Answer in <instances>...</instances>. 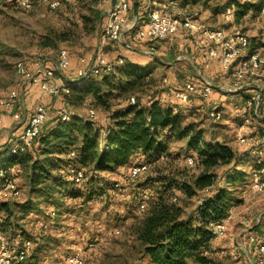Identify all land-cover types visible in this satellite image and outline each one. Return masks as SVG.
I'll return each mask as SVG.
<instances>
[{
    "label": "rangeland",
    "instance_id": "rangeland-1",
    "mask_svg": "<svg viewBox=\"0 0 264 264\" xmlns=\"http://www.w3.org/2000/svg\"><path fill=\"white\" fill-rule=\"evenodd\" d=\"M240 1L256 3L257 0ZM111 2L112 0H71L65 1L56 9L40 2L31 9H25L16 0H0V97L17 88L21 93L20 99L24 98L22 84L25 79L17 72V62L23 60L32 71H36V61L39 58L49 60L51 65V60L57 59L58 51L62 47L69 50L71 67L65 74L56 72L54 80L57 83H61L65 75L77 78L79 70L88 65L99 47L103 48L109 60L115 64L121 62L120 57L123 61L153 59L155 56H143L144 53L139 51L142 42L134 39L130 32L127 35L128 41L134 49L103 41ZM224 3L225 0H176V6L194 14L198 21L195 28L158 41L156 57H161L164 63L151 68L152 74L148 75L150 82L136 86L128 92H115L110 101L112 109L118 104L121 105L120 103H127L131 95H135L145 106L155 100H159L163 105H172L184 125L193 123L196 130L202 131L204 142L227 141L239 151L237 174L240 179L230 184L224 183L226 189L231 191L232 199L226 216L227 232L223 237L214 239L210 245L214 259L221 264H257L255 242L249 240L248 230H245L246 225L241 220L248 218L249 227L256 229L260 237L264 235V189L255 190L253 187V172L257 168L254 148H262L260 155L264 160V119L256 116V103L251 101L249 94L244 95L242 91L229 94L220 88V85L227 81L229 74L224 76L223 80L219 71L213 72L214 68L210 63L212 61L196 64L198 67L192 64L197 61L196 53L199 50L196 46H203L199 42L194 43L196 36L198 37L205 27H225L229 31L240 29L246 32L253 47L264 57L263 22L259 20L262 9L256 16L252 14L251 9L239 19L235 16L229 18L228 13L233 12L231 8L222 12L219 10ZM106 9L108 10L104 13L103 20L99 21L95 11ZM130 17L132 18V15ZM191 40L193 46H190ZM82 57H86L88 62H82ZM182 66L189 67L194 73L189 74ZM199 67L201 69L198 71ZM261 71L264 72V67ZM105 74L110 73L101 70L93 80L102 78ZM201 74L209 77L216 85L207 99L194 96L191 100L183 101L177 96L178 89H170L171 87L167 86V83H171V77L183 85L191 79L197 80ZM256 78L257 75H254L249 80ZM31 95V101L34 99L35 105L39 102L47 106L49 118L45 126L51 125V94L43 95L39 87L33 86ZM57 100L60 104L66 102L65 106L71 107L75 113H80L86 118L89 117V108L95 109L97 123L108 118L106 110L95 105L90 95L84 102L78 103L67 102L64 96ZM217 104L221 107H214ZM28 106L25 105L22 110L25 118L27 112L33 110V107ZM213 109L221 111L219 118L210 115ZM259 112L264 114V92ZM246 118L250 120L251 129L248 130L249 141L244 143L238 139V129ZM9 130L4 127L0 131V151L2 145L10 143L11 146V139H17L11 136ZM169 139L167 151L164 152L165 159L157 163L149 161V169L137 179L129 177L134 156L115 171L98 172L93 176L89 167L70 161V158L77 155L73 150L76 142L57 155H49L47 163L51 164V157H54L57 164L52 172L39 182H32L30 171L17 164L16 169L14 168V178L19 183L21 195L11 201L17 203L18 208L11 218L13 224L5 229L7 240L18 245L32 241L35 245L33 256L36 264H65L67 257L73 252L81 253L86 264H149V258L143 253V246L137 239L136 222L145 215L151 202L160 193V183L155 178L159 174L177 173H180L181 178H185L193 173V169L182 172L186 165L184 159L192 150L188 145V138ZM32 147L30 149H33ZM45 157L46 153L41 150L37 158L43 160ZM140 158L148 160L144 155ZM78 167L87 173V177L74 182L71 175ZM193 171L199 173L201 168H195ZM117 182L120 187L115 185ZM97 190L101 192L94 194ZM175 192L180 197V204L186 211L192 212L196 210L200 195H204L206 190L193 197H187L176 188L171 195L172 201ZM142 202L145 203V209L139 211ZM26 203L31 205V211H22L21 207L26 208L27 206L23 207ZM16 216L19 217L18 221ZM5 217L6 213L0 211L1 224ZM259 220L263 222L262 227L257 225ZM89 243L94 245L89 246Z\"/></svg>",
    "mask_w": 264,
    "mask_h": 264
},
{
    "label": "trees",
    "instance_id": "trees-1",
    "mask_svg": "<svg viewBox=\"0 0 264 264\" xmlns=\"http://www.w3.org/2000/svg\"><path fill=\"white\" fill-rule=\"evenodd\" d=\"M132 6L136 9V2ZM263 7L264 0H257L256 3L225 0L219 10L222 12L231 8L233 16L239 19L251 9L256 16ZM95 14L99 21L103 20L101 11L96 10ZM255 50L257 48L252 45L251 51ZM149 56H155V60L162 63L161 57H156V53ZM150 70V65L126 59L116 63L112 71H103L110 74L96 80L93 77L97 74L86 77L78 75L74 78L77 80L69 78V92L65 94L67 102H84L90 95L95 105L110 112V122L105 131H100L96 118L91 120L75 113L71 119L63 120L57 114L51 125L45 126L48 119L46 120L33 143L24 150L14 148V139L11 146L10 143L2 145L0 168H12L14 177L17 164L21 165L30 171L32 182H39L57 164L54 157H51V164L47 163L49 155H57L76 142L73 150L77 155L70 158V161L89 167L93 176H96L98 172L117 170L138 152L140 157L144 155L148 159L142 160L157 163L167 151L169 138H188V145L192 149L189 155L194 156L195 165L189 167L185 162L182 172L195 168H201V171L195 173L192 170L193 173L185 178H181L180 173L157 175L155 180L160 183V193L151 202L145 215L137 219V239L143 246V253L149 258V264H221L212 255V223L228 215L232 199L231 191L226 189L224 183L230 184L240 179L237 174L240 153L227 141L204 142L200 129L196 130L193 123L184 125L175 108L163 105L159 100L145 106L135 95H131L136 97L135 103H130L129 96L127 103H120V106L118 104L112 109L110 100L114 98L115 92H128L136 86L149 83L151 79H148V75L152 74ZM100 73L101 71L98 75ZM41 150L46 153L43 160L37 158ZM176 188L187 197L198 195L203 190L206 192L200 195L196 210L189 212L180 204L178 193L175 192L178 199L172 201L171 195ZM98 192L101 190L94 194ZM13 199L9 197L0 200V211L6 213L2 224L0 222L4 232L13 224L11 218L18 208L17 203L11 202ZM23 207H26H21L24 212L32 210L29 203ZM15 219L18 221L19 217L16 216ZM257 225L262 227V220ZM253 231L257 239V253L258 242L263 236L260 237L254 228Z\"/></svg>",
    "mask_w": 264,
    "mask_h": 264
},
{
    "label": "built area",
    "instance_id": "built-area-1",
    "mask_svg": "<svg viewBox=\"0 0 264 264\" xmlns=\"http://www.w3.org/2000/svg\"><path fill=\"white\" fill-rule=\"evenodd\" d=\"M65 1L71 0H16V2L25 9L33 8L37 3L48 4L51 8L60 7ZM174 3V0H171ZM133 0H113L112 5L107 13L105 32L103 41L115 42L123 44L128 48L134 49L133 45L128 41L127 34L130 32L132 37H135L141 43L139 51L144 54H154L156 52V43L164 38H167L181 29L195 28L194 14L188 13L186 10L181 12V15L170 14L160 8H152L147 17L143 18L139 24L137 17H130ZM264 7L261 10L259 20L263 22L264 30ZM233 16L232 12L228 13V17ZM132 22V23H130ZM202 36L200 43L207 47L210 55L220 56L223 68L228 71V79L220 88L229 94L250 90V99L254 101L256 116L264 119V114L259 112L261 100L264 92V72L261 71L264 67V57L259 50L251 51L252 41L249 35L240 30L234 29L229 31L225 27H205L202 28ZM134 35V36H133ZM131 36V35H130ZM219 47H218V46ZM82 62H88L86 57L81 58ZM119 61H123L120 57ZM57 67L62 73L71 67V58L69 50L62 47L58 51L56 59ZM36 71H32L27 63L23 60L17 62V72L25 79L22 84L23 96H26L33 84L39 85L43 94H51L53 96H61L69 91V82L62 81L57 83L54 80L56 68L49 64V60L39 58L36 61ZM115 63L109 60L103 48L95 52L93 59L88 62V65L80 69L78 75L91 76L98 74L101 70L110 72L113 70ZM257 75L255 80H249L250 77ZM72 80H77L73 79ZM216 85L204 74H201L197 80H189L184 83L182 89L177 90V96L188 101L190 98L198 94L203 98H209L213 93ZM21 98L20 90L12 89L6 96L0 97V123L6 111L12 109L16 102ZM136 97H130V103H135ZM57 114L63 120H69L75 112L69 106H62L57 110ZM210 115L214 118H219L221 111L213 109ZM88 119L95 120L97 113L93 108L88 110ZM48 118V112L45 106L39 104L35 111L29 115L28 123L22 134L14 141V148L24 150L30 146L40 133L43 124ZM250 120L246 118L239 126L238 139L241 142L249 141L248 130L251 129ZM256 154L257 168L253 172V187L255 190L264 189V160H262V148H254ZM134 162L129 169V177L137 179L149 169V163L142 160L139 154L134 155ZM165 159V154L161 156ZM185 162L189 167H194L195 158L193 155H187ZM13 169L5 170L0 168V198H18L21 195V188L16 179L12 176ZM71 177L75 182L85 179V171L82 168H77L73 171ZM120 187V183H116ZM174 200L178 196L173 197ZM145 209V203L142 202L138 208L139 211ZM248 230L249 240L255 242L256 235L253 228L249 227L248 218L241 220ZM228 218L225 217L217 222L212 223L214 231V239L223 237L227 232ZM89 243V246H93ZM34 243L26 241L21 245L10 242L6 238V234L0 225V264H35L33 257ZM258 263L264 264V235L257 245ZM65 264H86V260L79 252L70 254ZM255 264V263H253Z\"/></svg>",
    "mask_w": 264,
    "mask_h": 264
},
{
    "label": "crops",
    "instance_id": "crops-1",
    "mask_svg": "<svg viewBox=\"0 0 264 264\" xmlns=\"http://www.w3.org/2000/svg\"><path fill=\"white\" fill-rule=\"evenodd\" d=\"M112 2H113V0H112ZM111 2V3H112ZM135 2H136V4H137V8L135 9L133 6V8H132V10L133 11H131V14H130V16L132 15V17L134 18V17H137L138 18V22H139V24L142 22V20H143V18H145V17H147L148 16V14H149V11L152 9V8H160V9H162V10H164V11H166V12H168V13H170V14H173V15H181V12H183V11H185L183 8H180V7H178V6H176V0H174V3L171 1V0H133V3H132V5H135ZM112 5V4H111ZM111 7V6H110ZM172 8H174V9H172ZM176 8V9H175ZM107 10L108 9H106V11L105 10H102L101 12H102V16H104V13L105 12H107ZM198 21H197V19H195L194 18V23L196 24ZM201 25V24H200ZM184 30H188V29H181V30H179L178 32H176V33H174L175 35H177V33H179V32H181V31H184ZM130 34V33H129ZM173 34V35H174ZM199 34V33H198ZM128 35V34H127ZM202 36V34H201V32H200V34L198 35V37L196 36V39H195V42L194 43H196V44H198V42H199V44H201L200 43V37ZM128 37V36H127ZM195 38V37H194ZM193 43V41L191 40V42H190V46L192 45V44H194ZM122 46H124V47H126L125 45H123L122 44ZM193 46V45H192ZM218 46V45H217ZM197 48H198V52L196 53L197 54V56H196V62H195V64L194 63H192L195 67L197 66L198 67V65H196V64H204L206 61L208 62V60L209 61H212V62H210V63H212L211 64V66L214 68V70H213V72H216V71H219V76H221L222 75V79L223 80H225L224 79V76H227V74H228V71H226L224 68H223V66H222V63H221V58H220V56H213V55H210V53H209V50H208V48L207 47H205V46H201V45H197L196 46ZM201 47H203V48H201ZM219 47V46H218ZM126 48H128V47H126ZM142 53V52H141ZM143 56H145V57H151V56H149V55H147V54H144ZM56 61V60H55ZM54 60H51V66H54L55 68H56V72H58V71H60V69L57 67V64H56V62H55ZM131 62H133V63H137V64H142V65H150V67L151 68H153L154 66H157V65H160V64H163L164 62H163V60H161L162 61V63H160V62H157L156 60H155V57L153 58V59H150L149 61L148 60H144V61H139V60H130ZM155 61H156V63H155ZM206 62V63H207ZM183 68H185V70H186V72H188L189 74H193L194 73V71L192 70V69H190L189 67H186V66H182ZM201 68L199 67L198 68V71L200 70ZM67 70V69H66ZM65 70V71H66ZM65 71H64V73H62L61 71H60V73H62V74H65ZM193 72V73H192ZM225 72V73H224ZM65 78H64V80L66 81V80H68L69 78H71L69 75H65L64 76ZM199 78V77H198ZM197 78V79H198ZM195 79V78H194ZM63 80V81H64ZM192 80V79H191ZM196 80V79H195ZM170 82L171 83H167V86L169 87H171L170 89H182L183 87H184V83H183V85L181 84V83H179L178 81H176L175 80V78H172L171 77V79H170ZM33 86H36V87H39V85H36V84H33V85H31V87H30V91H29V93H27L28 95H26V96H23L24 98L23 99H20V100H18L17 102H16V104L14 105V107L12 108V109H10V110H8V111H6V113L4 114V116L2 117V122L0 123V131L1 130H3V128L4 127H7V128H9L10 130V133H11V136H13V137H16V138H18L21 134H22V132L24 131V129H25V127H26V125H27V123H28V120H29V115H30V113L31 112H33V111H35L36 110V108L38 107V105L39 104H42L43 106H45V108L47 109V106L45 105V104H43V103H39V102H37V104L35 105L34 104V99H33V102L31 101V98L33 97L32 95H31V92H32V87ZM40 88V87H39ZM250 90L251 89H246V90H243L242 91V93L244 94V95H250ZM69 92V91H68ZM67 92V93H68ZM239 94V93H238ZM43 95H46V94H43ZM61 96H64L65 97V94L64 95H61ZM194 96H197V97H201L200 95H198V94H195V95H193L192 97H194ZM60 96H53V95H51V118H54L56 115V111H57V107H61V106H63L64 104H66V102L65 103H61L60 104V102L57 100L58 98H59ZM192 97L190 98V100L192 99ZM53 98H57V99H53ZM201 98H203V97H201ZM205 99V98H204ZM64 101H65V99H64ZM25 105H29L28 106V108L29 107H33V110L31 111H29V112H27L28 114H27V117L25 118V115L22 113V110L25 108ZM120 106V105H119ZM214 107H221L220 106V104H217L216 106H214ZM109 111H106V114L108 115V118H104V119H101V120H99L98 121V123H97V125L99 126V128H100V131L103 133L104 131H105V129H106V126H108V124H109V122H110V117H109ZM80 114V113H79ZM81 115V114H80ZM24 116V117H23ZM53 116V117H52ZM48 118H49V115H48ZM47 118V119H48ZM24 119H25V121H24ZM106 119H107V121H106ZM13 139H11V141H12ZM138 153H140V152H138ZM137 153V154H138ZM248 234V233H247Z\"/></svg>",
    "mask_w": 264,
    "mask_h": 264
}]
</instances>
